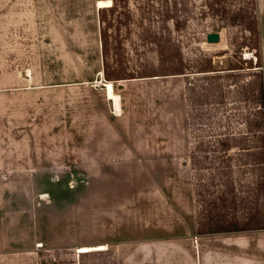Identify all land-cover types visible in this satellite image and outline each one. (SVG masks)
<instances>
[{
	"label": "rangeland",
	"instance_id": "rangeland-1",
	"mask_svg": "<svg viewBox=\"0 0 264 264\" xmlns=\"http://www.w3.org/2000/svg\"><path fill=\"white\" fill-rule=\"evenodd\" d=\"M263 10L0 0V264H264V229L197 232L183 76L264 78Z\"/></svg>",
	"mask_w": 264,
	"mask_h": 264
},
{
	"label": "trees",
	"instance_id": "trees-1",
	"mask_svg": "<svg viewBox=\"0 0 264 264\" xmlns=\"http://www.w3.org/2000/svg\"><path fill=\"white\" fill-rule=\"evenodd\" d=\"M238 75L232 68L183 75L192 76L185 123L200 234L264 229V78Z\"/></svg>",
	"mask_w": 264,
	"mask_h": 264
},
{
	"label": "crops",
	"instance_id": "crops-1",
	"mask_svg": "<svg viewBox=\"0 0 264 264\" xmlns=\"http://www.w3.org/2000/svg\"><path fill=\"white\" fill-rule=\"evenodd\" d=\"M261 36L264 43V10L261 15ZM107 97H108V93H107ZM113 104L115 106L116 111L121 110L120 96L118 94H117V102H113ZM1 198L3 199V196H1ZM11 246H12L11 242L8 241V199L7 197H5L4 200L0 201V253L8 252V250L11 249ZM83 248H90V247L83 246V247H79L78 249H83Z\"/></svg>",
	"mask_w": 264,
	"mask_h": 264
},
{
	"label": "water",
	"instance_id": "water-1",
	"mask_svg": "<svg viewBox=\"0 0 264 264\" xmlns=\"http://www.w3.org/2000/svg\"><path fill=\"white\" fill-rule=\"evenodd\" d=\"M220 40V35L217 31L206 34V41L210 43H217Z\"/></svg>",
	"mask_w": 264,
	"mask_h": 264
},
{
	"label": "bare ground",
	"instance_id": "bare-ground-1",
	"mask_svg": "<svg viewBox=\"0 0 264 264\" xmlns=\"http://www.w3.org/2000/svg\"><path fill=\"white\" fill-rule=\"evenodd\" d=\"M248 55V54H247ZM38 246H40V245H38Z\"/></svg>",
	"mask_w": 264,
	"mask_h": 264
}]
</instances>
